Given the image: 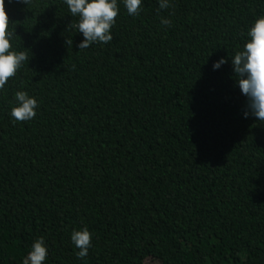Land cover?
Listing matches in <instances>:
<instances>
[{
	"label": "trees",
	"instance_id": "16d2710c",
	"mask_svg": "<svg viewBox=\"0 0 264 264\" xmlns=\"http://www.w3.org/2000/svg\"><path fill=\"white\" fill-rule=\"evenodd\" d=\"M118 4L113 40L79 49L64 0H4L31 59L0 91V264L39 237L45 264H264V122L230 63L264 0ZM20 90L30 121L10 116Z\"/></svg>",
	"mask_w": 264,
	"mask_h": 264
},
{
	"label": "clouds",
	"instance_id": "9594fccd",
	"mask_svg": "<svg viewBox=\"0 0 264 264\" xmlns=\"http://www.w3.org/2000/svg\"><path fill=\"white\" fill-rule=\"evenodd\" d=\"M29 4L31 0H18ZM128 15L138 16L142 11L144 0H122ZM68 11L78 18L74 25L83 37L79 49H87L94 43L107 44L113 40L112 28L116 24L120 8L118 0H64ZM160 9L172 7V0H158ZM9 16L5 11L4 0H0V91L5 90L9 78L14 77L25 62L31 57L25 51L12 50L10 41L14 32L9 26ZM161 23L168 27L171 20L162 18ZM248 39L243 49L230 56L235 84L241 94L246 97V108L243 117H255L256 121L264 122V15L255 19L247 32ZM73 43V41H67ZM229 63L226 57H220L213 62V70H219ZM39 104L35 97L27 91H16L14 106L10 116L18 122L30 121L37 115ZM71 241L77 249L78 258H85L92 245V233L87 227L73 230ZM48 258V246L43 237L37 238L30 251L22 258V264H45Z\"/></svg>",
	"mask_w": 264,
	"mask_h": 264
}]
</instances>
